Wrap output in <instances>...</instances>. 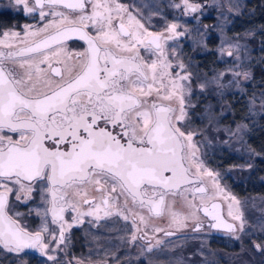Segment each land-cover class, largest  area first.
Wrapping results in <instances>:
<instances>
[{
    "label": "snow or ice",
    "instance_id": "snow-or-ice-1",
    "mask_svg": "<svg viewBox=\"0 0 264 264\" xmlns=\"http://www.w3.org/2000/svg\"><path fill=\"white\" fill-rule=\"evenodd\" d=\"M9 10L36 24L0 30V247L60 264L66 232L86 217L130 221V242L149 238V253L163 243H151L154 218L169 229L248 234L241 201L206 167L189 127L191 73L169 44L184 35L178 23L153 31L121 0H10ZM37 198L29 214L42 223L31 231L16 208ZM253 246L264 251V240Z\"/></svg>",
    "mask_w": 264,
    "mask_h": 264
},
{
    "label": "trees",
    "instance_id": "trees-1",
    "mask_svg": "<svg viewBox=\"0 0 264 264\" xmlns=\"http://www.w3.org/2000/svg\"><path fill=\"white\" fill-rule=\"evenodd\" d=\"M136 4L148 5L155 29L175 21L190 32L178 42L177 50L192 82L199 86L192 92L196 107L190 110V124L206 135L203 154L208 164L227 188L242 198L246 211L257 218V209L264 207V0H244L238 14L223 12L221 18L207 15L198 21L179 17L171 0H140ZM225 44H234L237 49L221 52ZM236 64H240L237 68L241 73H248L247 79H234ZM254 218L255 228L261 223ZM213 245L217 252L225 253V243ZM197 246L198 240L183 245V255L188 250L194 252ZM236 246L231 247L238 253L233 260L236 264L244 263L245 253L251 256V250L255 251L248 235L241 244L242 254Z\"/></svg>",
    "mask_w": 264,
    "mask_h": 264
},
{
    "label": "flooded vegetation",
    "instance_id": "flooded-vegetation-1",
    "mask_svg": "<svg viewBox=\"0 0 264 264\" xmlns=\"http://www.w3.org/2000/svg\"><path fill=\"white\" fill-rule=\"evenodd\" d=\"M10 0H0V30L13 28L22 30L25 24H36V20L32 17H26L16 11L9 10ZM134 9L141 11L144 17L150 20L151 14L147 4L128 5ZM194 14L195 12H188ZM152 30V29H151ZM161 28H156L153 31H160ZM82 42L72 43V47H80ZM178 46H175L177 57ZM175 57V58H176ZM193 129V128H192ZM39 204V199L28 205H18L16 211L24 213L22 223L29 230L35 231L41 226V217L35 212L29 214V208H35ZM66 219L70 216L66 214ZM83 224H76L66 232L65 245H61L62 251L55 253L60 264H77V261L82 260L84 264H156L150 260L158 261L159 264H172L171 261L177 262L178 258L183 256V245H177L181 242L182 231L174 228L169 229V221L167 218H154L148 227L151 243L155 244V239L163 241L162 244L153 248L151 253L144 249L149 243V238L138 239L136 242H130L132 228L130 221L126 222L121 217H108L96 221L93 217L84 218ZM52 229L58 230L56 226H51ZM143 227V226H142ZM154 227L164 228L175 232L173 236H165L164 232L153 233ZM224 231V230H221ZM138 236L143 235V232L137 233ZM189 240L185 244L190 243ZM175 246H172V245ZM184 244V245H185ZM192 251H187L189 254ZM0 264H52L47 261L46 257L40 256L35 250H26V255L21 259L14 253L0 247ZM174 264V263H173Z\"/></svg>",
    "mask_w": 264,
    "mask_h": 264
},
{
    "label": "rangeland",
    "instance_id": "rangeland-1",
    "mask_svg": "<svg viewBox=\"0 0 264 264\" xmlns=\"http://www.w3.org/2000/svg\"><path fill=\"white\" fill-rule=\"evenodd\" d=\"M137 1H140V0H121V2L124 3L125 5H133V4H136ZM179 2H180V0H171L172 5L174 3H179ZM191 2L202 6L200 8V10L196 11L194 14H191L188 12L185 13L181 9H178L175 7H173V8L178 11L179 17L186 18V19L193 20V21H198L199 19H201L202 17L207 16V15L214 17V18H219V17L221 18L222 17L221 13H223V12L225 14H238L243 9L244 0H191ZM230 3H232V4L238 3L240 5V7L238 9L233 10L232 12H229L228 8H229ZM170 22H175V21H170ZM170 22H167V23H170ZM175 23H178L180 25V30L184 31V35L179 37L176 40L169 41V44L174 49H175V46H178V42L181 39H184V38L190 36V32L188 31V29L185 26H183L179 22H175ZM25 25H27V24H25ZM151 25H152V23H151ZM165 25L163 27H161V30L165 27ZM154 29L155 28L152 27V30H154ZM14 30H16V29H14ZM230 48L231 49H237L234 44L233 45H231V44L221 45L220 49H221V52H224ZM170 51H171V49H170ZM233 56L234 57L236 56V50L233 51ZM173 62L174 63L183 62V64L186 66L185 62L182 59H179L178 57H176ZM233 67L235 68V69H233V72H241V69H238V68H240V64H236ZM187 72H189V71L187 70ZM224 74H225V71L222 72L221 75L223 76ZM234 79H235V77H234ZM229 81L227 80V82H229ZM195 87L196 86L194 85V83L192 82V79H191V91L192 92L194 89L199 88V86H197L196 88ZM192 104H195V103L192 102ZM190 118H191V116H190ZM189 127L191 130H194L198 133V135L195 137V139L200 145V151L202 154V158L206 164V167L211 169L212 171L218 173L217 170H215L213 167H211L208 164V162L205 159L204 154H203L204 144L207 143L206 135L204 134V132L200 128H195L193 126V124H190ZM219 183H220L221 187L224 188L228 194L236 196L237 199H239L241 201V209L244 213L245 219L247 220L248 234L236 233L235 235H232V234H228L225 231L208 229L207 227H205L200 232H194L192 230L191 224H189V226L187 228L181 229L182 239H181V242L178 243L177 245H180V244L184 245L186 242L193 239V240H198L199 246H197L195 248L194 252H190L189 254H185V256L183 255L180 258H178L176 263L171 261L172 264L173 263L174 264H236L233 260H234V257L238 253L237 254L234 253L236 250L234 252L231 250L232 246L237 245L236 246L238 248L237 251L242 254L243 248H242L241 244H242V241H243L245 236L248 235L249 239L251 240L252 246H253L254 240L256 242H260L261 240H264V234L260 233V231H259L260 226H257L254 228V224H252L254 217L251 214H249V212L246 211L244 203L242 202V198L239 197L238 195L234 194L230 189L227 188V186L222 182L220 175H219ZM257 211H259L257 214L258 217L254 218L256 220V223L257 224H260V223L264 224V207H263V209H257ZM249 233H252L255 236L250 235ZM237 235L239 236V239L236 238ZM214 243H219V244L225 243L226 244L225 253L221 254V253L217 252L214 248V245H213ZM172 246H175V245L173 244ZM212 248H214V249H212ZM244 255H245L246 259L244 260V263H242V264H264V251H260V250H257L255 248L254 252L251 250V252H250L251 256H247L246 253ZM150 261L151 262L153 261L154 263L159 264L158 261H155L153 259H151ZM166 264H168V262Z\"/></svg>",
    "mask_w": 264,
    "mask_h": 264
}]
</instances>
